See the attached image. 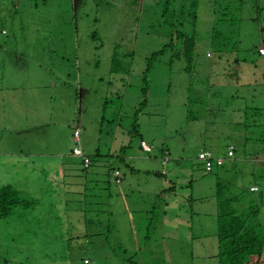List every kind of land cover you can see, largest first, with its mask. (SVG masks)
Here are the masks:
<instances>
[{
  "label": "rangeland",
  "instance_id": "374dc122",
  "mask_svg": "<svg viewBox=\"0 0 264 264\" xmlns=\"http://www.w3.org/2000/svg\"><path fill=\"white\" fill-rule=\"evenodd\" d=\"M263 3L0 0V159L23 153L18 185L44 210L22 228L16 215L0 222V264H219L218 183L226 196L249 186L264 198ZM176 30L196 36L192 69L160 55L137 118L149 58ZM77 125L89 152L125 142L133 157L86 169L72 156L73 212L49 213L65 178L54 160L70 158ZM230 141L236 159L207 172L201 148L226 155ZM110 167L125 174L120 190L107 185Z\"/></svg>",
  "mask_w": 264,
  "mask_h": 264
},
{
  "label": "trees",
  "instance_id": "16d2710c",
  "mask_svg": "<svg viewBox=\"0 0 264 264\" xmlns=\"http://www.w3.org/2000/svg\"><path fill=\"white\" fill-rule=\"evenodd\" d=\"M170 3L171 0H166L165 7L168 6L167 8H169ZM256 4L259 5L258 2H256ZM262 5L264 6V3ZM262 29H264V27H262ZM172 38L173 40H171V42L167 43L162 49L154 52L152 57L149 58L148 67L145 70L146 85L142 88V100L137 107H135V115L137 118L142 111L143 106L147 104L151 84L148 75L153 67L154 61L160 57V55H165V53L170 51V53H172L169 59L170 65L174 63L176 58H179L185 61L186 71H190L192 69L194 54L197 47L196 36L182 30H176V33L172 34ZM262 49H264V45L262 46ZM259 53L263 54V52H261V48L259 49ZM167 84L171 86L169 82H167ZM133 125V128L137 129V135H139V123L135 121ZM78 127L79 126L77 125L75 129ZM230 146H233V155L229 154ZM124 147L126 148V146ZM74 148L72 150V155L76 156L74 154ZM236 150V145L230 144L228 145L226 155L215 154L208 148L201 149L199 155L202 151L212 152V157L215 158L214 168L210 171H208L206 167L204 168L207 172L213 173L217 168H224L227 164L231 163V160H235L237 157H235ZM97 151L98 152L91 155L85 153L89 158L88 166H86L84 158L80 157L82 159L83 166H93L97 157L102 155L100 154L99 149ZM122 151L120 150L118 159H123L121 154ZM198 157L200 159V156ZM164 159L168 160V153L165 154ZM218 160H221V163H217L216 161ZM111 170L113 171V167H110V171ZM253 191L254 190H251L250 187L247 186L244 191L240 192L241 194H233L230 196L228 194V196H226L221 183H218L219 208L217 217V236L219 241V252L217 257L219 264H264V218L261 214L262 206L264 207V198L262 193L256 198H252L253 196L249 197L248 195L251 196L250 193H254ZM94 196H96V194ZM39 204V199L25 196L20 189L12 184L0 186V222L3 224L6 223V225H9L11 215H16L18 209L33 211L37 210ZM0 228H3L1 224ZM85 261L89 262L88 259Z\"/></svg>",
  "mask_w": 264,
  "mask_h": 264
},
{
  "label": "crops",
  "instance_id": "0c3cea01",
  "mask_svg": "<svg viewBox=\"0 0 264 264\" xmlns=\"http://www.w3.org/2000/svg\"><path fill=\"white\" fill-rule=\"evenodd\" d=\"M262 46H260V48H262ZM260 55H264V54L261 53ZM12 116L13 117H16L17 116V112L16 113H13ZM1 125H3V124H1ZM7 128L10 129V126H8ZM80 128H81V134H80L81 142H80V145L83 148V150L85 151V153L88 154V155H91V154H94V153L98 152L97 150L99 148L94 149L93 152H89L88 151V149L85 146V145H87V141L85 140L86 138L85 137L83 138V132H84V130H83L82 127H80ZM10 135H16V133L15 134H10ZM228 135H230V132H228ZM4 136H6V135L4 134ZM10 140H13V138L12 137H8L6 139V141H10ZM98 140L101 141V138L98 137ZM73 141H74V133H73ZM124 143L117 144L116 145V149L115 148L112 149V148L109 147L107 154H105L104 152H100L99 151L100 154H102L101 155L102 158H99L100 159V165L99 166H102L106 162V159L107 160L108 159H112V160L118 159V155H116L115 152L117 150H119V151L121 150L122 151V148H123L122 153H124V156H123L124 159H130V158H132L133 155L131 153H126L125 152V149L126 148L124 147L125 146ZM143 143H146V144H148V143L145 140L141 139V147H142V149H143L144 152H146L148 154V153H150V152L153 151V147L151 145H149V144L148 145H149V147H151V150L150 151L145 150V148L143 147ZM230 144L235 145L231 141H230L229 145ZM75 146H76V142L74 141V145L70 148V150H71V152H70L71 153L70 158H68V159L64 158L63 160L61 158H59V159H57L58 161L57 160H54V161H56L61 166V168L63 170V176L65 178H64V180L57 178L59 185H61L63 187V194L60 193L59 196H57V197L55 196L56 199L54 201H48L49 204H52L53 205L52 208L50 210H48L49 213H53V212L54 213H62V212H65L66 214L67 213H70L71 214L73 212V210L67 208V206H68L67 205L68 204L67 197H68V199H70L71 198V195H72L70 193V195L68 194V196H67V191L69 190L71 192L73 190V188H74L73 182L71 180V176H74V174H78L79 173L76 170V168H75V164L73 162V159L74 158L72 157L73 156L72 155V150H73V148ZM201 149H203V148H201ZM6 152H10V151H5L4 154H6L7 156L5 155L3 158L0 159V170H5L6 171V174L8 176H5L3 174H0V186L1 185L12 184L15 187H17L18 189H20L25 196H28L29 198L39 199L38 197L32 196V193L24 192V190H22L20 188L22 185H18V184H20V182L16 178L17 175H18V173H16V169L15 168H16V163L19 162V157L21 155H23V153L22 152L21 153H13L12 155H10L9 153H6ZM166 153H168V160H165L164 159V156H165ZM104 156H106V157L104 158ZM162 156H163V161H165L166 163L168 161H170L171 160L170 150L168 148H165L164 147L162 149ZM0 157H1V155H0ZM119 160H123V159H119ZM232 161H234V160H231V162ZM109 164L111 165V163H108L105 166H108ZM203 165H205V164L203 163ZM84 167L85 168H91V167H86V166H84ZM111 171L109 170V172H108L109 173V178L113 177L116 182H113L112 183V181L110 180V181H108L107 185L108 184L111 185V186L114 185V187H115V185H118V187H119L118 190H120L121 189V183H123L124 180H125V174L122 172V170H121L120 167H113V171L112 172ZM133 171H134V169L131 172L133 173ZM88 174L89 173L87 172L85 174V177H87ZM102 178L105 179L104 176H102ZM129 184H131V183H129ZM96 185L99 186V187H101L100 186V183L99 184H96ZM31 188H33V186ZM101 188H102V194L101 195L99 194V198L101 199V202H102L103 200L106 199L105 197L108 196V193L105 194V191L103 189L104 187H101ZM258 188L260 190V187H258ZM95 198H96V196H95ZM58 205H63L65 207L59 208V207H57ZM41 206L39 204V207L37 208V210H33V211L18 209L17 212H16L17 213L16 216L18 218H16L14 220L15 221L14 225L16 224V222L18 220L19 221V225L18 226H20V228H22L20 222H22L23 218L24 219H29V218L35 219L36 217H41L44 214V210H43V208ZM68 210H71V211H68ZM80 215L82 217V215H83V211L82 210L78 211L77 218H79ZM18 226H16V228Z\"/></svg>",
  "mask_w": 264,
  "mask_h": 264
},
{
  "label": "built area",
  "instance_id": "2783aa9c",
  "mask_svg": "<svg viewBox=\"0 0 264 264\" xmlns=\"http://www.w3.org/2000/svg\"><path fill=\"white\" fill-rule=\"evenodd\" d=\"M261 52L264 53V49H261ZM80 134H81V130L78 127V128L75 129V132H74V138H75V141L77 143V145L74 148V154L76 156L84 158V160L86 162V166H88L89 158L86 156L84 150L82 149V147L80 145V142H81ZM143 147L145 148V150H148V151L151 150V147H149V145L146 144V143H143ZM229 148H230L229 154L233 155V153H234L233 146H230ZM199 156H200V160L203 161V163L205 164V167H206V169L208 171H210V170H212L214 168L215 158L212 157V152L211 151H202ZM216 162L217 163H221V160H218Z\"/></svg>",
  "mask_w": 264,
  "mask_h": 264
},
{
  "label": "bare ground",
  "instance_id": "6f19581e",
  "mask_svg": "<svg viewBox=\"0 0 264 264\" xmlns=\"http://www.w3.org/2000/svg\"><path fill=\"white\" fill-rule=\"evenodd\" d=\"M229 156V155H228Z\"/></svg>",
  "mask_w": 264,
  "mask_h": 264
}]
</instances>
